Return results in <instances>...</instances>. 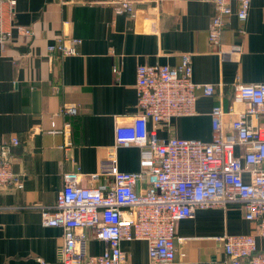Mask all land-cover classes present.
<instances>
[{
  "label": "crops",
  "instance_id": "1",
  "mask_svg": "<svg viewBox=\"0 0 264 264\" xmlns=\"http://www.w3.org/2000/svg\"><path fill=\"white\" fill-rule=\"evenodd\" d=\"M3 8L11 35L6 50L0 46V146L10 145L23 186L0 189V264H60L64 230L44 225L39 206L54 204L65 172L78 169V184L91 185V175L111 150L120 171L139 169L147 151L115 145L116 125L129 123L138 112L139 65L176 66L183 53H191L193 80L223 85L212 96L199 91L194 115L174 116L167 125L149 121L163 139L210 141L212 107L244 106L234 100L233 83H264V0L250 1L245 33L238 29L233 3L223 33L225 43L242 44L233 60L221 59L209 43L214 6L208 0H166L159 8L139 3L133 18L116 13L110 0H15L13 16L7 3ZM63 36L81 39L78 53L51 56L48 46ZM66 105H75L77 113L64 114ZM13 137L20 139L18 145L11 144ZM110 180L99 175L98 183ZM254 227L238 205L197 209L176 224V260L158 264H226L219 237L248 234ZM257 244L262 249L264 240L257 237ZM106 247L90 237L87 253L98 255ZM122 248L132 263L148 259L145 240L123 241Z\"/></svg>",
  "mask_w": 264,
  "mask_h": 264
},
{
  "label": "built area",
  "instance_id": "2",
  "mask_svg": "<svg viewBox=\"0 0 264 264\" xmlns=\"http://www.w3.org/2000/svg\"><path fill=\"white\" fill-rule=\"evenodd\" d=\"M166 0H110L116 13L136 16L139 3L150 2L159 8ZM214 15L208 25L209 43L221 59H237L242 53L239 42L225 43L223 33L229 24L232 5L238 4L239 30L245 33L251 0H208ZM14 15L15 0H0V46L5 51L11 30L4 28V4ZM24 35L31 29L19 27ZM81 39L59 37L48 46L49 54L75 55ZM192 55L183 53L176 66L141 64L136 69L137 114L129 123H118L115 145H136L147 151L136 171H120L113 150L105 157L88 186L78 184L81 171L64 173V186L53 205L39 206L42 223L64 230L59 249L60 264H158L177 258L176 224L192 217L197 209L238 205L245 218L254 223L248 234H225L220 238L226 264H264V83L232 85L234 100L225 110L219 103L211 110L212 137L159 138L148 122L167 125L174 116L196 113L199 91L212 96L222 84L193 80ZM54 88L58 91L57 85ZM62 112L75 115L77 107L66 105ZM228 119V120H227ZM20 139L13 137L12 145ZM99 175L112 180L99 184ZM22 180L13 169L10 145L0 146V189L20 188ZM90 231V234L86 232ZM90 237L106 242L98 255L87 253ZM145 240L148 259L132 263L122 248L123 241Z\"/></svg>",
  "mask_w": 264,
  "mask_h": 264
}]
</instances>
